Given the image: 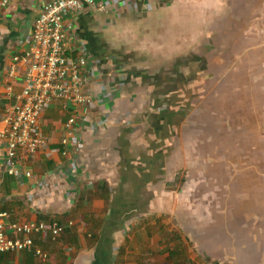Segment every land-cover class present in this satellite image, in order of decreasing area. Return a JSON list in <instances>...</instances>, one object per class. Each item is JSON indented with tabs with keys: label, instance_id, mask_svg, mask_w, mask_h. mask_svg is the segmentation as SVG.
<instances>
[{
	"label": "crops",
	"instance_id": "0c3cea01",
	"mask_svg": "<svg viewBox=\"0 0 264 264\" xmlns=\"http://www.w3.org/2000/svg\"><path fill=\"white\" fill-rule=\"evenodd\" d=\"M49 1L0 4V132L13 101L4 99L5 87L12 84L14 96L23 87L22 65L15 64L13 78L8 77L9 67L27 50L33 23ZM103 1L108 5L104 14L84 10L70 18L75 32L66 47L70 57L80 47L87 50L101 74L91 89L98 98L106 93L70 137L81 139L73 164L80 176L66 179L72 175L62 155L64 124L71 111L62 103L53 104L40 122L45 145L33 158L21 157L33 178L18 182L0 172V212L7 213L12 223L53 221L63 229L56 239L33 234V250L47 254L45 264H147L152 253H146L153 250L149 264H264V216L257 219L259 226L250 225L255 221L251 214H238L236 220L221 225H154L155 215L181 211L184 195L176 192L168 157L204 90L207 42L236 33L228 26L237 22L242 0ZM154 60L161 66L155 68ZM189 95L193 109L162 140L164 130L155 131L154 119ZM160 141L171 151L154 181V154L164 152L157 148ZM2 154L0 146V158ZM59 168L65 178L55 182L50 176ZM169 201L173 203L166 210ZM147 217L153 220L145 224ZM154 232L167 234L169 241L175 232L182 233V242L154 240ZM0 264L42 263L33 252L23 251L0 255Z\"/></svg>",
	"mask_w": 264,
	"mask_h": 264
},
{
	"label": "rangeland",
	"instance_id": "374dc122",
	"mask_svg": "<svg viewBox=\"0 0 264 264\" xmlns=\"http://www.w3.org/2000/svg\"><path fill=\"white\" fill-rule=\"evenodd\" d=\"M238 11L228 26L236 33L207 42L204 90L168 157L176 192L184 195L181 211L155 215L154 225H221L244 214L259 226L264 216V0H242ZM174 234L169 241L154 232V240L181 243L182 233ZM150 253L147 264L154 259Z\"/></svg>",
	"mask_w": 264,
	"mask_h": 264
},
{
	"label": "built area",
	"instance_id": "2783aa9c",
	"mask_svg": "<svg viewBox=\"0 0 264 264\" xmlns=\"http://www.w3.org/2000/svg\"><path fill=\"white\" fill-rule=\"evenodd\" d=\"M0 4L5 7L8 0H1ZM84 10L102 15L108 10V5L103 0H51L45 3L33 23L27 50L16 56L14 64L9 67L8 77L13 78L15 64L22 65L23 87L18 96L12 94V84L5 87L3 93L4 99L13 101L8 104L5 127L0 132L3 150L0 172L18 182L33 178L30 171L24 170L21 157L33 158L45 145L46 140L40 129L41 118L56 103H62L64 108L71 111L64 124L66 136L61 141L64 146L62 155L68 161L67 171L72 175L66 179L72 178L71 181H74L80 176V170L73 164L76 163L81 139L70 140V137L76 125L85 120L106 95L103 93L98 98L91 89L101 74L96 62L86 53L87 50L80 47L74 57L66 53L68 39L75 32V25L70 18ZM104 124L103 120L98 128H103ZM64 178L65 174L60 168L52 171L50 176L55 182ZM8 219L7 213L0 212V255L31 251L40 263L45 264L48 261L47 254L33 250V234H49L56 239L63 229L53 221L12 223ZM69 226H73V223L70 222Z\"/></svg>",
	"mask_w": 264,
	"mask_h": 264
},
{
	"label": "trees",
	"instance_id": "16d2710c",
	"mask_svg": "<svg viewBox=\"0 0 264 264\" xmlns=\"http://www.w3.org/2000/svg\"><path fill=\"white\" fill-rule=\"evenodd\" d=\"M191 95L186 101H179V104L173 103L168 105L167 110L165 111L164 116H158V118L154 119V128L156 132H160V130L164 133V136L160 137L162 140L168 136V131L171 129H178L180 122L183 120L187 111L193 109V104L190 101ZM163 148L164 152H156L154 154V181L156 176L162 174V162L163 159L170 154V148L168 147V143L160 141L157 144V148Z\"/></svg>",
	"mask_w": 264,
	"mask_h": 264
}]
</instances>
